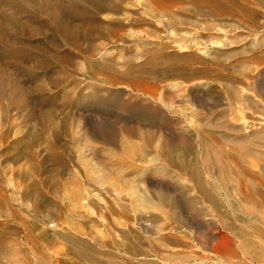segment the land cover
I'll use <instances>...</instances> for the list:
<instances>
[{
	"label": "rangeland",
	"instance_id": "rangeland-1",
	"mask_svg": "<svg viewBox=\"0 0 264 264\" xmlns=\"http://www.w3.org/2000/svg\"><path fill=\"white\" fill-rule=\"evenodd\" d=\"M0 264H264V0H0Z\"/></svg>",
	"mask_w": 264,
	"mask_h": 264
}]
</instances>
